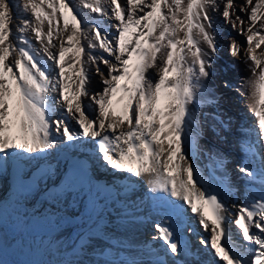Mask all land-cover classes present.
Here are the masks:
<instances>
[{"label": "snow or ice", "instance_id": "6c2138e0", "mask_svg": "<svg viewBox=\"0 0 264 264\" xmlns=\"http://www.w3.org/2000/svg\"><path fill=\"white\" fill-rule=\"evenodd\" d=\"M79 5L111 15L115 32L89 25L72 0L16 5L0 0V153L39 154L60 140L91 138L107 165L146 177L151 192L166 194L160 199L182 201L178 210L187 206L205 233L199 243L217 258L214 264H264V167L259 172L248 164L239 168L249 182L259 180L261 189L250 192L230 217L224 196L231 188L194 178L198 170L185 147L195 122L189 106L203 91L210 54L219 50L209 14L219 9L217 0H79ZM15 7H22L27 17H19ZM238 10L247 21L236 14L234 0H224L223 18L233 28L238 22L246 37L244 62L252 74L247 93L264 148V50L257 52L264 46V0H244ZM32 35L51 66L32 48ZM229 49L233 56L242 53L235 40ZM93 66L102 89L90 94ZM224 86L229 87L227 82ZM89 97L95 108L86 101ZM57 107L59 117L54 116ZM249 150L256 154L251 146ZM72 186L70 174L65 188ZM230 219L250 245L243 252L232 246ZM154 227L158 237L153 239H160L171 254L186 249L172 224Z\"/></svg>", "mask_w": 264, "mask_h": 264}, {"label": "bare ground", "instance_id": "6f19581e", "mask_svg": "<svg viewBox=\"0 0 264 264\" xmlns=\"http://www.w3.org/2000/svg\"><path fill=\"white\" fill-rule=\"evenodd\" d=\"M72 2L75 3L77 6L79 4V0H72ZM122 2H123V0H122ZM26 14L27 13L23 12L22 10L17 12V15L21 18H26V16H25ZM18 23H19V21L16 22V24H18ZM29 39H30L32 48L36 50V48L33 47L34 45H36L35 44L36 40H35L34 35L30 36ZM220 46H222V48H223V46H226V41L222 40L220 42ZM246 47H248V46H246ZM262 50H264V46H262L261 49H258L257 52L259 53ZM211 55L212 54H210V56ZM247 66H248V64H247ZM213 67H211V68L214 70L215 68L218 67V65L215 63V64H213ZM223 70L225 72L229 71L227 66ZM235 70L233 72L231 71L230 73H231L233 79L237 80L238 79L237 78V72H235ZM218 74H222V71L218 70ZM247 74H248V78H246L247 82H246L245 88H243V93L247 99L246 103L250 107L251 101L249 100L248 93H247V83H248V81L252 75L250 69L247 72ZM214 76L216 77V75H212V73L211 74L209 73V76L202 80V84L204 86L203 91L198 93V98H197L196 102H203L204 103L203 100H206V99L212 98V97H213L212 99L213 100L215 99L216 101H218L220 99L221 95L217 93L218 89L216 88V86L213 87V85H214L213 83L215 81ZM220 80H221V75H220ZM225 80H227V79H225ZM92 82L94 83L92 86H87L89 88V90L91 89L93 93L99 92L102 89V84H99L100 82H97L96 80L92 81ZM221 91L222 90H220L219 92H221ZM225 91H226V89H225ZM227 92H228V94L230 93L229 91H227ZM212 94H213V96L209 97ZM223 94L226 97V94L225 93H223ZM223 94H222V96H223ZM220 101H221V99H220ZM223 103H224L223 105L216 106L217 109H219L221 112L222 111L227 112L228 114L231 115L232 118L234 116H236V117L240 116L237 113L240 111V109L236 105H233V106L227 105L228 103L225 101V99H223ZM189 107L192 109L191 105ZM196 107H197V104H196ZM241 110H243V109H241ZM117 111H119V109H117ZM195 113H196V111H195V109H193L194 117H196ZM243 116H245L244 113H243V115H241V117H243ZM229 121H230V124H232L233 121L232 120H229ZM237 121L241 122L240 119ZM236 124H237V122L235 124H233V126L235 127ZM241 124L244 126V123L241 122ZM233 126L229 127L230 132H233ZM247 126H248V123H246L245 127H247ZM72 128L74 130H76L78 128V125L76 123H74ZM190 128H191V134L189 136L191 138H189L188 136L186 137L185 147L187 149V155H188L189 161L191 162V159H192L191 156L192 155H190L191 154L190 151L194 150V146L192 147V143H195L198 140V141H200V142H198V144H199V143H201L202 140H199L198 136H196L197 130H196V126L194 125V123H192L190 125ZM235 128H237V127H235ZM240 128L241 127L237 128V129L240 131ZM230 132L229 133L227 132L228 135H230ZM201 133H202V130H201ZM220 134H221V132H220ZM206 136L208 137L209 140H215L219 143V141L216 138L217 135L216 136L213 135L212 137H209L207 134ZM229 137H232V136L230 135ZM89 139H91V138L81 137L77 141L85 142L86 140H89ZM193 139H194V142H193ZM230 140H231V144L228 148L230 151H227L228 154L231 156L233 155L235 161L238 160L237 156L240 159H246V157H245L246 155H244L245 153L243 151H241L240 153L237 152V148H236L237 144H235L233 142V139L230 138ZM211 142L215 146H220V145H216L217 143H215L213 141H211ZM63 143H65V142L63 140H60L57 143L55 148H61L60 145H62ZM205 144L207 145V143H205ZM55 148H53V149H55ZM195 149H197V148H195ZM211 152H210V154H212V160L210 161L211 158L208 157L209 161H207V162L205 161L203 163L204 168H205V164L207 163V165L209 167H211V169L217 175H218V173H219V176L226 175L227 171L229 170V167L224 166L222 163L223 158H221L220 155L221 154L223 155V152L221 153V150H216V148H215V151L211 150ZM196 153H194V154H196ZM224 153L226 154V152H224ZM234 153H236V154H234ZM43 154L44 153H40V156H43ZM200 154H197V155H200ZM261 154H264V150L261 151ZM1 157H3V153H0V158ZM218 165L220 167H218ZM262 166L263 165L260 163L258 166L259 170H261ZM195 168H198V170H199L198 172H199V174L201 176V180L203 182L209 183L213 187H216L218 189L221 187H225L227 185V183L222 184L219 181L213 179L207 173L206 169H204L200 166L195 167ZM217 171H218V173H217ZM3 173H4V170L0 166V188L3 187L4 189H6V184L4 183L3 178H2ZM243 175L244 174H242L241 176H243ZM144 178L147 181V178L146 177H144ZM250 192H251V187L242 188L240 186V189L236 190V195L239 196V201L237 202L238 204L236 207H238L239 204H243L246 201V199L249 198ZM1 198L5 199V201L3 203H1V201H0V249L3 251L4 255H5V253H11V250H16V253L14 254L16 259L26 260L29 257L28 251H29V248L31 246L34 248L32 250H34L33 253H35V256H36L37 250L40 249V245L43 244V242L49 241L51 243L52 241H55V243H56V242H60L62 238L67 239V244H65L64 246L62 245L63 249L61 251L62 254L64 255V258H58L55 260L53 259L52 262L50 260L51 264H115V263L119 264L120 262H118V261L116 262V258H115L118 255L121 256V258L126 257L129 259H131L132 255H133V253L130 251V249H120V247H114L110 244L111 242H107V241L101 239V237H104V235L106 236L109 234L108 232H110L111 226H108V225L110 224V221L108 223H106L105 225H100V227H98L96 229L97 232H92L90 234H87L84 239L80 240L79 244L74 249L72 246H73V243L75 242V239L77 238V231H80V229L83 227L82 225L79 224L77 226V225L72 224V225H67L66 227H63V229L60 228L61 229V231L59 232V233H61L60 235L59 234L50 235V234L43 233L44 228L46 226L47 227L50 226V224H48V223L52 222L54 224H57V223H55L56 221L59 223V215L58 214L63 215L65 217V219H72L75 216L81 217L82 215H84L82 212V211H84V208H83L84 203L88 202L89 205L90 204H93L95 206L99 205L98 202H94L92 197H90L89 200H87L86 202H84L81 199H79V200L76 199L74 201L68 202V201H62L61 199L55 200V198H52L51 200L50 199L46 200V198L41 199L37 196V194H32V195L19 196V197H17V200H8L7 199L8 196L6 197L2 191V193L0 192V200H1ZM226 198L227 197L225 195L224 199L226 201L227 207L229 208V210H231L230 212L232 213V216H233L234 215L233 205L230 203V201L228 202ZM53 201H55V203L52 204L51 202H53ZM20 202H24L25 209H23L18 204ZM28 207L30 209V214H29V209H27ZM160 214L162 215V217L165 218L163 213H160ZM110 217L111 216H108L107 218H110ZM129 227H131L133 229H138L140 227V225H138V224L137 225H130V224H124V223L117 224L116 228H115L116 230L114 231L115 235L113 237L118 238V236H120L119 240H121V242H125L127 239L124 238L125 236L123 237V233H124L123 230H125L126 228H129ZM227 227H228L230 234H231V238H232V242H233L232 246L234 248H241L240 251L243 252L245 250V248H244L243 244L240 242L241 240L240 239H239V241L236 240L235 238H237V237L233 238V236H237V232H236L237 228H235L233 226L232 222L227 224ZM70 229H73V231L71 232ZM176 232H177V235L179 237L183 233L182 230L178 227H176ZM203 235H205V233H203ZM154 236H158V234H154ZM192 241H194V239ZM196 243H197V245L199 244L198 241H196ZM197 245L192 244L193 247H196ZM57 250L55 249V251H57ZM5 257H6V255H5ZM185 257H187V256L185 255ZM153 260H155V257H153ZM4 263H5L4 259H1L0 264H4Z\"/></svg>", "mask_w": 264, "mask_h": 264}, {"label": "rangeland", "instance_id": "374dc122", "mask_svg": "<svg viewBox=\"0 0 264 264\" xmlns=\"http://www.w3.org/2000/svg\"><path fill=\"white\" fill-rule=\"evenodd\" d=\"M18 2L22 4V0H12L13 5H16ZM234 2L237 5L236 14L241 15L245 19V21H247V16L244 13H240L239 10H238L239 5L243 4L244 0H234ZM217 3L219 4V9L216 10V11H211L210 10V13H209L211 18H212V24H213V28L215 30V35H216V39H217L218 46H219L218 52H216L215 54H212L210 56L211 67H213V64H215V63L218 65V67L215 68L214 70L211 67L208 69L210 74L212 73V75H216V77L214 76L215 77V81L213 83L214 84L213 87L216 86V88L218 89L217 93L219 94L220 93L219 91L222 90L220 87L223 88L224 86H223L222 80H220V75L221 74H218V70H221L222 72H225L223 69L227 66L228 70H229L228 71V77L227 78L224 77L223 81L227 82L228 84H229V81H231V86L232 87L230 89L226 88V92L229 91L230 93L231 92L233 93V91H234L235 93H233V94H235L236 96H241V99H240L241 101L240 102H242V105H241L242 109L245 110V111H249L250 107L247 105V103H246L247 99H246V97H245V95L243 93V88H245L246 82H247L246 78H248L247 72L249 71V69H248L249 67L244 62V55H243V51L246 50V48H247L246 47L247 46L246 37H245V35L240 34V32H239V27L240 26H239L238 22H237V27L233 28L231 22L230 21H226L223 18L222 11H223V7H224V0H217ZM21 10H22V7H15L14 8V11L16 13L21 11ZM77 10L89 22V25H91L92 23H98L100 28L101 29H106L108 31V33H114L115 32V28L113 27V25L116 23V21L114 20V18L111 15L102 16V15H100L98 13H91L87 9H83L82 7H80L79 4L77 6ZM25 16L27 17V14ZM16 22H18V20L14 21V23H16ZM245 27H246V25H245ZM222 40L226 41V46H223V48H222V46H220V42ZM233 40H235L236 42H238L242 46V53L240 55L233 56L230 53L229 46H230V44H231V42ZM35 44L36 45H34L33 47L36 48V51H38L40 53V55L43 57V59L46 60L47 63L51 66L52 61L47 60V56L43 53L42 46H41L40 42L36 41ZM95 54L104 55L107 58V53H103L102 50H97L95 52ZM227 60L232 61L233 62V67H235V68H232V66H230L229 63H227ZM100 67L104 68L105 72H106V66L105 65L101 64ZM234 70H235V72H237V78H238L237 80L233 79V77H232V75L230 73L231 71L233 72ZM69 74H71V72H69ZM221 76L223 77V75H221ZM225 79H227V80H225ZM95 80L97 82H100L99 84H102L101 83V78L95 73V66H93L92 70H91V78H90L87 86H92L94 84L92 81H95ZM218 84H221V85H218ZM89 92H90V94H95V93L92 92L91 89L89 90ZM212 96H213V94L211 96H209V97H212ZM212 98H211V100H212ZM85 99H86V101L88 103L92 104L93 107L95 108L94 102L90 99V97L89 98H85ZM225 100H227V99H225ZM203 101H204V103L203 102H195L193 105H191L192 110L195 109V111H196V113H195L196 117H195V122H194V125L196 126V130H197L196 131V133H197L196 136H198L199 140H202L201 143H199V144H198V142H200V141H198V140L195 143H192V147L193 146L195 147L196 145L199 146L200 148H201V146L205 147V142L204 141H206V143H208V141L205 140V137H207L206 136L207 134H208L209 137H212L213 135H215V136L217 135L216 138L218 137L217 132H215L216 129L215 130L211 129L213 127H211L209 129L207 123H205V122H207L209 120L208 121L209 124H212L214 127L217 126V122L218 121L216 122V120H215L216 117L215 116H213L212 114L206 116L204 114V111L213 112L214 107L211 106L212 103L209 102L208 99L203 100ZM196 104H197V107H196ZM60 115H61V110L59 109V107H57V111L54 113V116L59 117ZM247 118H249V117H247ZM217 120H218V118H217ZM68 123L71 126H73V124L75 122L72 121L69 118L68 119ZM205 124L207 125V127L205 126ZM239 124H241V122H239ZM235 127L239 128L240 126H235ZM240 129H242V128H240ZM201 130H202V133H201ZM228 133L226 132L227 135H228ZM229 136L230 135H228V138H229ZM188 137L191 138L190 136H188ZM193 142H194V139H193ZM230 144H231V140H230ZM230 144H229V146H230ZM198 149L199 148H197V149L194 148V152H193V150L190 151V153H191L190 155H192L191 156V158H192L191 159V163L194 162V166L195 167L201 166L202 168H204V164L203 163L205 161L206 162L209 161L208 160L209 155H207V160L203 159V158L199 159L198 156L201 157L202 152H201V154L199 152L200 155H197L198 153H196V152L198 151ZM209 151H211V150H209ZM194 153H196V154H194ZM244 153H245L244 155L248 154L247 152H244ZM210 156H211V154H210ZM211 160H212V157H211L210 161ZM232 165H233V163H232ZM96 208H99V205L95 206L93 204H90L88 206L87 210L84 209V211H82L84 215H82L81 217L80 216H75V217L72 218L73 220L72 219H65V217L63 215L58 214L59 215V223L57 221L55 222L57 224H54L52 222L48 223V224H50V226H48V227L46 226L44 228L43 233L50 234V235H57V234L60 235L61 233H59V232L61 231V229H63V227H66L67 225H72V224L73 225H77V226L79 224L82 225L83 227L80 229L81 232L77 231V238L75 239V242L73 243V246L71 245L73 247V249H74L79 244L80 240L84 239L87 234H90L92 232H97L96 229L98 227H100V225H98L99 224L98 219L101 216L98 215L97 212L92 213V210L96 209ZM27 209H29V207ZM29 214H30V209H29ZM91 218H92V220H91ZM105 224L106 223H102L101 225H105ZM124 224H126V223H124ZM95 226H96V229H95L96 231L93 230ZM115 228H116V226L114 228L110 229V232H108L109 234L106 235L105 238L101 237V239L105 240L107 242L115 241V238L113 237L115 235L114 234V231L116 230ZM70 231L72 232L73 229H70ZM111 232H112V234H110ZM150 236H152V235L150 234ZM235 237H237V238H235ZM119 238H120V236H118L117 239H119ZM233 238H235L236 240L239 241L238 235L237 236H233ZM115 242H118V241H115ZM65 244H67V239L66 238H62L60 242H56V243H55V241H52L51 243L49 241H45V242H43V244L40 245V249L37 250V255L36 256H35V253H33L34 250H32L34 248L31 246L29 248V251H28L29 252V254H28L29 257L26 260H18V259H16L15 255H14L16 253V250H11V253H5V255H6V257H5L3 251L0 249V260L4 259V262H5L4 264H51L53 259L55 260V259H58V258H64V255L62 254L61 251H62L63 246ZM126 244H128V242H126ZM55 249L56 250L58 249V250L55 251ZM50 260H51V262H50Z\"/></svg>", "mask_w": 264, "mask_h": 264}]
</instances>
